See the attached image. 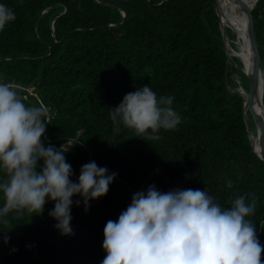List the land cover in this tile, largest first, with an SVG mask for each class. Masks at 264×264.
<instances>
[{"label": "trees", "instance_id": "trees-1", "mask_svg": "<svg viewBox=\"0 0 264 264\" xmlns=\"http://www.w3.org/2000/svg\"><path fill=\"white\" fill-rule=\"evenodd\" d=\"M214 3L0 0L16 16L0 31V82L14 84L27 106L49 109L44 143L63 146L74 182L90 161L117 174L87 212L73 198L71 236L55 228L50 199L42 216L10 214V225L0 224V264H102L107 221L118 220L133 194L150 185L160 192L205 190L223 208L239 196L255 201L248 219L264 246V161L244 119L248 78L242 62L228 56ZM249 20L264 68V0ZM226 34L237 50V36L229 28ZM143 85L158 97L173 96L181 117L158 141L142 140L122 124L114 131L110 119V108ZM248 117L255 136L249 111Z\"/></svg>", "mask_w": 264, "mask_h": 264}, {"label": "clouds", "instance_id": "clouds-1", "mask_svg": "<svg viewBox=\"0 0 264 264\" xmlns=\"http://www.w3.org/2000/svg\"><path fill=\"white\" fill-rule=\"evenodd\" d=\"M15 19L14 12L0 4V31ZM174 99L158 97L148 85L138 87L110 108L114 131L122 124L142 140H160L162 129L173 130L181 122L172 108ZM48 119L47 107L27 106L14 84L0 82V224L10 225L12 213L17 218L42 216L50 199L54 208L48 214L55 228L71 236L73 198L80 197L87 212L91 201L108 194L117 174L90 161L74 182L63 146L44 143ZM81 200L75 201L77 207ZM254 210L255 201L246 204L244 196L223 208L205 190L160 192L150 185L133 194L118 220L107 221L102 264H264V246L248 219Z\"/></svg>", "mask_w": 264, "mask_h": 264}, {"label": "water", "instance_id": "water-1", "mask_svg": "<svg viewBox=\"0 0 264 264\" xmlns=\"http://www.w3.org/2000/svg\"><path fill=\"white\" fill-rule=\"evenodd\" d=\"M214 1H215L214 6L216 9V13L220 18L221 29H222L228 56L229 58L236 57L242 62L243 72L248 78V84H249L248 92L246 93L245 91H242V94H244V103H243L244 119L248 132L250 134L251 144L255 149L256 153L259 155V157L264 161V91L262 92L260 91V83H259L262 75H264V68L259 54L257 36L249 20L250 12L259 0H255L253 3L249 4L248 7L247 6L244 7V11L242 12L243 21H244L243 23L245 26V34L247 36L248 46L250 49L249 58L251 61L249 62L248 65L246 64L242 56L239 57L236 51L235 53H233L234 50L230 46L228 36L226 34V28L231 29L233 32H235V30H234V25L230 24L231 20L227 16V11H226L227 9L225 10L223 8L224 6L221 0H214ZM233 1L239 4L243 3L242 0H233ZM44 13L46 12H43L40 15V17ZM55 21L56 19H54L51 24L53 30H54ZM236 43H238V41ZM253 101L254 104H256V101H258V104L253 105ZM248 111L250 112L253 123L255 125L256 136L252 134V129L249 123Z\"/></svg>", "mask_w": 264, "mask_h": 264}, {"label": "bare ground", "instance_id": "bare-ground-1", "mask_svg": "<svg viewBox=\"0 0 264 264\" xmlns=\"http://www.w3.org/2000/svg\"><path fill=\"white\" fill-rule=\"evenodd\" d=\"M222 1V4H223V8L227 11V16L228 18H230L231 20V25H234V30H235V33L238 37V39L240 40L241 43H237L239 46H240V49L237 51V50H234L233 53H238L239 57L242 56V58L245 60L246 64L248 65L249 62L251 61L250 58L247 56V54L245 53V49L248 48L249 50V55H250V49H249V46H248V39H247V36L245 34V26L243 24V16L240 17V18H237L236 17V14L235 13H230V8L234 5H232L231 7L230 4L231 2H233V0H221ZM255 0H252V3L254 2ZM237 59V58H236ZM260 91H264V75H262L261 79H260ZM246 95V93H245ZM256 104H258V101H256ZM254 104V101H253V105H256ZM259 106V105H258ZM256 136V135H255ZM258 141V140H256Z\"/></svg>", "mask_w": 264, "mask_h": 264}, {"label": "rangeland", "instance_id": "rangeland-1", "mask_svg": "<svg viewBox=\"0 0 264 264\" xmlns=\"http://www.w3.org/2000/svg\"><path fill=\"white\" fill-rule=\"evenodd\" d=\"M242 2L243 3H241V4H239V3H235L234 1L233 2H231V4H230V6L229 7H231L233 4V6L230 8V13H235L236 14V17L237 18H240V17H242L243 16V11H244V7H248L249 6V2H248V0H242ZM233 32V31H232ZM235 35H236V33L235 32H233ZM237 40H238V37H237V39L234 41V44L236 45V47H237V51L240 49V46L236 43L237 42ZM33 90V88H31V91Z\"/></svg>", "mask_w": 264, "mask_h": 264}, {"label": "built area", "instance_id": "built-area-1", "mask_svg": "<svg viewBox=\"0 0 264 264\" xmlns=\"http://www.w3.org/2000/svg\"><path fill=\"white\" fill-rule=\"evenodd\" d=\"M33 91V90H32ZM32 91L30 90V92L32 93Z\"/></svg>", "mask_w": 264, "mask_h": 264}]
</instances>
